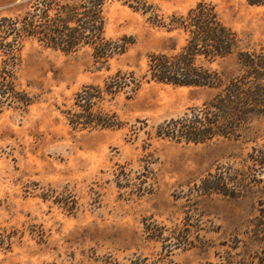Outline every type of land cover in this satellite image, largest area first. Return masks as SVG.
I'll use <instances>...</instances> for the list:
<instances>
[{
	"label": "rangeland",
	"instance_id": "1",
	"mask_svg": "<svg viewBox=\"0 0 264 264\" xmlns=\"http://www.w3.org/2000/svg\"><path fill=\"white\" fill-rule=\"evenodd\" d=\"M22 1L0 0V20L24 12ZM147 1L164 16L211 4L243 48L264 46V6ZM104 14L107 38H133L124 55L102 66L91 48L66 54L29 39L14 82L31 104L0 99V264H264V236L254 234L264 198L254 179L263 176L246 161L264 143V116L240 140L178 143L159 137V126L216 90L145 81L131 99L122 93L100 104L118 127L70 124L67 112L86 86L103 87L118 71L143 76L151 53L185 44L183 33L153 26L124 1L107 0ZM3 60L0 51V73ZM233 63L222 66L232 73ZM228 167L244 170L249 190L235 198L200 193L209 174Z\"/></svg>",
	"mask_w": 264,
	"mask_h": 264
},
{
	"label": "trees",
	"instance_id": "2",
	"mask_svg": "<svg viewBox=\"0 0 264 264\" xmlns=\"http://www.w3.org/2000/svg\"><path fill=\"white\" fill-rule=\"evenodd\" d=\"M149 15L150 23L167 32L185 35V44L168 52L151 53L143 76L133 71H118L103 87L86 86L78 93L75 108L67 112L74 129L92 130L118 127L117 115L101 109L106 97L125 93L131 99L146 81L174 86L208 87L216 94L201 107L160 125L157 135L178 143L201 144L214 139L240 140L252 130V121L264 116V46L243 48L241 38L219 18L215 7L201 2L186 14L161 15L147 0H119ZM264 6V0H246ZM107 0H24L25 10L0 20V51L4 56L0 73L2 102L31 104L27 93L16 90L15 68L24 42L32 39L46 48L72 54L91 48L100 65L124 55L133 38H107L104 9ZM232 59L235 70L222 64ZM219 65V67H215ZM247 168L263 176L254 179L264 184V143L252 147ZM246 166V165H244ZM209 174L198 187L201 194L239 197L249 190L244 170L226 168ZM256 176V175H255ZM255 178V177H252ZM253 182V181H250ZM235 186V188H231ZM264 187V185H263ZM254 234L264 236V198L259 203ZM136 264V263H134Z\"/></svg>",
	"mask_w": 264,
	"mask_h": 264
}]
</instances>
